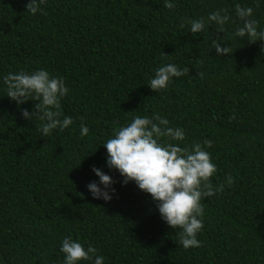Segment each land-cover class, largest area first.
Wrapping results in <instances>:
<instances>
[{"label": "trees", "instance_id": "trees-1", "mask_svg": "<svg viewBox=\"0 0 264 264\" xmlns=\"http://www.w3.org/2000/svg\"><path fill=\"white\" fill-rule=\"evenodd\" d=\"M27 3L0 0V264H62L69 234L104 264H264V42L234 38L232 23L223 33L214 24L198 34L179 27L220 8L235 19L237 3L253 7L264 27V4L174 0L169 10L164 0H45L33 15ZM216 36L231 56H217ZM167 63L189 72L153 92L149 78ZM41 68L64 78L60 118L73 120L48 136L40 121L21 117L36 102L17 106L2 83L9 72ZM153 114L183 129L182 148L212 141L210 181L225 187L201 201L199 248L184 249L150 196L133 182L121 186L105 166L103 143L114 131ZM92 166L115 181L108 203L86 189L98 181Z\"/></svg>", "mask_w": 264, "mask_h": 264}, {"label": "clouds", "instance_id": "clouds-1", "mask_svg": "<svg viewBox=\"0 0 264 264\" xmlns=\"http://www.w3.org/2000/svg\"><path fill=\"white\" fill-rule=\"evenodd\" d=\"M45 0H29L25 8L30 14L41 12ZM258 7L264 0H254ZM164 7L175 8L174 0H164ZM235 19L228 9L220 8L210 12L206 17L186 19L179 24L184 28L189 26V32L198 34L208 29L210 25L217 27V33L225 31V25L232 23L235 29L234 38L247 40L248 43L264 42V27L253 18V7L234 5ZM218 57L231 56L233 49L226 45L223 37L216 36L211 41ZM189 69L178 68L173 63L163 64L154 70L149 78L148 87L153 91L165 90L173 78L188 74ZM6 96L17 106L28 101H35L31 112L21 111V117L27 121L38 120V131L48 136L53 130L63 131L73 124L71 117L60 118V102L68 95L69 88L60 76H52L44 69L31 73L23 70L9 72L2 78ZM169 121L158 115L135 116L126 126L114 131L113 136L103 143L106 150L105 166L116 170L121 178V186L133 182L138 190L148 194L155 203L161 220L170 228L179 229L177 235L179 244L184 248H199L201 241L198 233L204 227V206L201 201L224 190L225 184L214 186L210 177L217 171L211 155L205 148L212 146L211 140L193 143L191 147H181L185 133L180 127H169ZM89 129L80 125V135L86 136ZM161 138H165L161 142ZM175 142V143H174ZM98 181H90L86 189L93 199L111 201L115 195L112 185L115 181L101 168L92 166ZM226 183L231 186L233 178L226 176ZM63 254L62 264H104V257L99 255L92 245L85 247L79 239L72 235L65 236L59 247Z\"/></svg>", "mask_w": 264, "mask_h": 264}]
</instances>
